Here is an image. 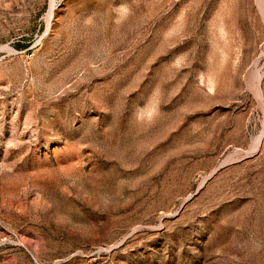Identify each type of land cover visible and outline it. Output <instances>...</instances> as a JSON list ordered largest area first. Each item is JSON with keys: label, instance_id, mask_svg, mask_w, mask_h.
<instances>
[{"label": "rangeland", "instance_id": "1", "mask_svg": "<svg viewBox=\"0 0 264 264\" xmlns=\"http://www.w3.org/2000/svg\"><path fill=\"white\" fill-rule=\"evenodd\" d=\"M50 5L0 0V264H264V0Z\"/></svg>", "mask_w": 264, "mask_h": 264}, {"label": "bare ground", "instance_id": "2", "mask_svg": "<svg viewBox=\"0 0 264 264\" xmlns=\"http://www.w3.org/2000/svg\"><path fill=\"white\" fill-rule=\"evenodd\" d=\"M54 6H55V0H51V5H50V9H49V17H51L53 15V11H54ZM260 72V71H259ZM262 76V75H261ZM259 78V76H258ZM259 81V80H258ZM261 81V80H260ZM258 144H260V139H258ZM257 144V145H258ZM256 145V147H257Z\"/></svg>", "mask_w": 264, "mask_h": 264}]
</instances>
